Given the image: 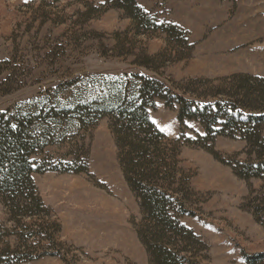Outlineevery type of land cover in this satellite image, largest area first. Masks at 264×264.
I'll list each match as a JSON object with an SVG mask.
<instances>
[{
	"label": "rangeland",
	"instance_id": "1",
	"mask_svg": "<svg viewBox=\"0 0 264 264\" xmlns=\"http://www.w3.org/2000/svg\"><path fill=\"white\" fill-rule=\"evenodd\" d=\"M110 3L0 0V61H10L0 79L11 76L21 83L11 94L0 95V112L29 103L47 90L63 91L78 78L116 80L139 74L181 94L177 86L193 80L217 83L238 73L264 77V0H137L158 23H173L187 32L193 45L183 55L188 58L167 64L157 73L134 65L135 56H115V34L128 32L134 53L143 50L151 56L168 46L167 35L159 31L137 34L132 20ZM89 7L98 11L86 22L81 13ZM155 103L150 118L168 139L184 136L194 140L204 134L197 122L180 123L179 107L161 100ZM110 125L109 119H102L88 133L79 130L80 137L74 139L87 151V173L33 175L42 202L61 227L57 239L68 253L23 264H149L136 231L142 219L139 203L124 179ZM261 130L264 138V125ZM179 146L180 167L200 194L196 216L183 219L208 247L198 264H249L247 257L264 254V227L244 208L249 193L260 191L264 182L240 180L230 166L203 147L186 141ZM206 146L223 159L245 162L256 158L248 155L247 142L240 138L218 137ZM71 147V142L53 145L35 159L71 162ZM5 213L0 203V227L11 229ZM5 239L0 253L7 244L18 246L15 235ZM255 264H264V260Z\"/></svg>",
	"mask_w": 264,
	"mask_h": 264
},
{
	"label": "trees",
	"instance_id": "2",
	"mask_svg": "<svg viewBox=\"0 0 264 264\" xmlns=\"http://www.w3.org/2000/svg\"><path fill=\"white\" fill-rule=\"evenodd\" d=\"M110 7L122 10L132 20L137 34L159 31L168 39V46L158 55L151 56L143 50L137 55L136 48H131L128 41L129 33H116L115 56H135L134 65L154 73L167 64L189 57L183 55L185 51L190 52L193 45L189 44L187 32L176 24L158 23L137 0H111ZM97 11L89 7L81 15L88 22ZM9 64L10 61H0V75ZM12 79L11 76L0 79V95L20 88L21 83ZM91 80L97 84L92 85ZM215 82L193 80L178 85L181 94H176L160 81L139 74L116 80L103 76L78 78L67 83L63 91L60 88L47 90L29 103H19L0 112V203L6 211L7 223L11 224V229L0 227V243L13 235L19 241L16 248L5 246L0 262L23 264L45 256H66L68 251L57 239L61 227L42 202L33 175L50 171L87 173V151L74 139L80 137L79 130L88 133L107 118L124 179L139 203L142 219L136 231L145 247L148 263L198 264L208 247L183 219L196 216L200 194L192 188V178L180 167L179 145L186 141L205 148L248 184L252 179L264 182V138L261 135L264 77L238 73ZM66 93L67 98L60 99ZM156 100L179 107L180 123L197 122L204 134L194 140L184 136L168 139L149 115ZM218 137L245 140L248 155L256 158L245 162L223 159L206 146ZM64 142L72 143L69 155L73 161L57 163L51 158L35 159L44 155L48 147ZM244 208L264 227V186L260 191L249 193ZM261 260L264 254L247 257L249 264Z\"/></svg>",
	"mask_w": 264,
	"mask_h": 264
},
{
	"label": "snow or ice",
	"instance_id": "3",
	"mask_svg": "<svg viewBox=\"0 0 264 264\" xmlns=\"http://www.w3.org/2000/svg\"><path fill=\"white\" fill-rule=\"evenodd\" d=\"M25 2H27V0H25ZM142 7V6H141ZM155 123V121H153ZM189 127H194L193 125H189Z\"/></svg>",
	"mask_w": 264,
	"mask_h": 264
}]
</instances>
